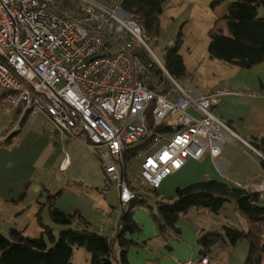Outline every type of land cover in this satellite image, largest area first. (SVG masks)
I'll list each match as a JSON object with an SVG mask.
<instances>
[{
  "label": "built area",
  "instance_id": "obj_1",
  "mask_svg": "<svg viewBox=\"0 0 264 264\" xmlns=\"http://www.w3.org/2000/svg\"><path fill=\"white\" fill-rule=\"evenodd\" d=\"M121 3L0 0V97L6 114L18 112L16 127L44 115L53 136L84 134L99 151L106 177L116 181L125 210L138 194L124 177L129 148L148 142L136 156L142 162L134 181L157 190L189 161L219 157L230 137L242 141L214 112L222 97H264V90L184 88ZM70 165L66 155L61 171ZM209 261L206 255L178 264Z\"/></svg>",
  "mask_w": 264,
  "mask_h": 264
},
{
  "label": "crops",
  "instance_id": "obj_2",
  "mask_svg": "<svg viewBox=\"0 0 264 264\" xmlns=\"http://www.w3.org/2000/svg\"><path fill=\"white\" fill-rule=\"evenodd\" d=\"M212 1L168 0L160 16V33H174L173 40L179 32L182 35L179 53L186 75L180 84L187 89L206 90L223 85L234 91L264 90V61L252 68H242L210 57L209 32L225 6L221 4L213 9ZM173 40L170 38V44ZM214 112L242 141L230 137L219 157L189 161L157 190L136 183V176L130 178L124 172L131 188L140 194L138 201H144L134 202L137 206L132 209L142 231L130 236L135 242L128 247L130 264H178L179 260L189 258L199 262L206 255L209 264H245L249 244L244 240L234 246L218 242L207 252L199 244L202 232L220 230L229 222L224 214L193 208L180 217L175 230L156 212L157 202L174 197L178 187L204 179L234 187L257 181L258 186L250 189L258 191L264 202L261 165L264 155L257 148L264 137V97L227 95L219 100ZM17 121L18 112L6 114L0 97L1 233L7 235L11 228H16L28 237H40L43 229L38 221L39 213L45 225L57 230L59 227L51 220L45 201L48 193L60 192L55 199L58 208L69 213L79 211L94 228L115 237L123 209L116 181L106 177L99 151L90 146L82 133L53 136L52 123L44 115L27 117L19 127ZM66 155L71 165L61 171ZM135 158L134 155L132 160ZM129 167L128 162V170ZM231 207V217L245 227L244 219ZM90 256L86 249L75 248L72 264H90Z\"/></svg>",
  "mask_w": 264,
  "mask_h": 264
},
{
  "label": "trees",
  "instance_id": "obj_3",
  "mask_svg": "<svg viewBox=\"0 0 264 264\" xmlns=\"http://www.w3.org/2000/svg\"><path fill=\"white\" fill-rule=\"evenodd\" d=\"M167 1L122 0L121 6L125 13L138 20L149 37L156 38L160 35V16ZM221 4L225 6L209 32L210 57L242 68H252L263 62L264 0H213L211 6L216 9ZM181 44L179 32L173 42L164 47L161 59L165 69L179 83L186 75L183 57L179 53ZM165 81L170 83L168 78ZM259 142L257 148L264 155V137ZM147 143L129 148L127 163L143 151ZM261 165L264 170V160ZM59 194L48 193L45 201L51 220L59 228L55 230L45 225L39 213L38 221L43 231L38 238L28 237L16 228H11L7 235L0 231V264H72L75 248H84L90 253V264H130L128 247L135 244L130 236L142 231L132 211L137 206L134 202H144L138 201L140 194L128 205L129 209L123 210L119 221L123 229L115 237L94 228L79 211L69 213L58 208L55 199ZM229 204L233 206L232 211L244 219L245 227L231 217ZM149 208L154 213V209ZM193 208L220 216L224 214L229 222L231 219V223L227 222L220 230L200 234L199 244L203 252L211 250L218 242L234 246L244 240L249 244L245 264H264V202L258 191L204 179L184 188L178 187L174 197L157 202L156 212L167 226L177 230L180 217Z\"/></svg>",
  "mask_w": 264,
  "mask_h": 264
},
{
  "label": "rangeland",
  "instance_id": "obj_4",
  "mask_svg": "<svg viewBox=\"0 0 264 264\" xmlns=\"http://www.w3.org/2000/svg\"><path fill=\"white\" fill-rule=\"evenodd\" d=\"M145 33H146V31H145ZM173 36H174V33H171V32H169L168 34L161 32L160 35L156 38L148 36L147 44H148L149 48L153 51V53L159 58V60L163 59L164 47L170 44V38H172V40H173ZM154 72L158 75L161 73V71L159 72L157 67L154 68ZM136 156H138V154ZM141 162H142V158H140V157L129 161L130 167L128 170V176L130 178H133L135 176L139 177L140 170H141ZM152 196H154V195H152ZM230 207L231 206H228L229 210H230ZM231 210H232V207H231Z\"/></svg>",
  "mask_w": 264,
  "mask_h": 264
},
{
  "label": "bare ground",
  "instance_id": "obj_5",
  "mask_svg": "<svg viewBox=\"0 0 264 264\" xmlns=\"http://www.w3.org/2000/svg\"><path fill=\"white\" fill-rule=\"evenodd\" d=\"M145 36L148 37L146 33H145Z\"/></svg>",
  "mask_w": 264,
  "mask_h": 264
}]
</instances>
